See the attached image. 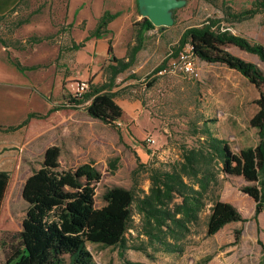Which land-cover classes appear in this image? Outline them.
Instances as JSON below:
<instances>
[{
	"label": "rangeland",
	"instance_id": "374dc122",
	"mask_svg": "<svg viewBox=\"0 0 264 264\" xmlns=\"http://www.w3.org/2000/svg\"><path fill=\"white\" fill-rule=\"evenodd\" d=\"M71 1L23 0L17 11L0 19V39L9 46L0 42V128L21 124L30 112L44 114L59 106L66 96L73 94L71 90L77 83L90 82L87 72L95 70L102 79L99 84L105 82L111 56L96 52L86 55L73 49L72 12L81 0ZM177 1L182 4L170 11L173 23L156 26L146 33L135 65L119 75L118 87L113 90L121 105L126 104V100L141 102L142 111L131 119L139 121L140 135L128 133L124 124H118L120 135L117 129L94 119L96 124L92 129L96 141L90 148L88 163L93 162L102 174V180L95 184L97 208L105 205L104 194L114 187L131 189L138 198L148 195L155 170H169L170 166L181 162L183 150L197 145L206 126L228 140L237 153L259 143L258 131L250 126V120L258 111L259 93L246 78L226 66L199 59L194 61L198 76L172 69L179 40L188 27L200 25L208 18H223L224 2L240 12L251 8L254 0ZM89 2L99 19L107 10L119 13L109 25L112 33L108 37L116 48V53L113 48L115 56L125 50L128 56L137 44L133 24L142 16L143 0H133V15L127 23L122 19L132 0ZM21 21L28 23L19 25ZM90 24L96 27L93 19ZM224 24L234 34L264 45V14L241 23ZM85 26L84 22L81 27ZM231 52L264 71L259 56L239 48ZM13 60L39 68L22 73L12 64ZM163 62H166L163 73H158L156 69ZM125 119L127 117L123 116L121 123ZM58 125L42 130L29 140H26L25 128L13 133L0 129V170L14 176L6 200V216L16 230L22 229L28 207L22 196L24 182L42 167L44 151L55 141L50 133ZM148 136L156 140L152 147L145 143ZM65 142L62 144L63 165L70 169L75 160L69 156L68 141ZM75 143L80 144V140L75 139ZM135 170L138 172L134 173ZM248 185L251 184L242 177L221 176L218 192L222 201L234 205L249 221L228 224L216 235L209 236L207 221L211 205H208L202 209L198 225L186 237L175 240L166 236L169 242L182 248V253L166 252L157 238L146 235L147 224L136 205L125 245L89 244L88 248L96 264L264 263V251L259 244V240L264 243V211L255 221L256 203L242 191ZM155 234L163 238L162 232L157 230ZM10 243L11 236L0 232V264H6Z\"/></svg>",
	"mask_w": 264,
	"mask_h": 264
},
{
	"label": "trees",
	"instance_id": "16d2710c",
	"mask_svg": "<svg viewBox=\"0 0 264 264\" xmlns=\"http://www.w3.org/2000/svg\"><path fill=\"white\" fill-rule=\"evenodd\" d=\"M22 1L0 19L17 11ZM223 13V18H208L200 25L188 27L179 40L175 56L190 46L197 59L226 66L240 73L257 89L258 111L250 120V126L258 131L259 143L237 153L228 140L220 138L206 126L197 145L183 150L181 162L173 164L169 170H155L148 195L138 198L131 189L114 187L105 192V205L101 208L96 207L95 184L102 180V174L94 163L65 170L60 161L61 148L51 146L45 151L42 167L24 183L22 196L28 207L21 230H16L6 216V200L14 176L0 170V232L11 236L6 264H96L88 245H125L134 205L146 221V235L157 238L166 252L182 253V248L169 242L166 236L175 240L186 237L198 225L200 213L208 205H211L207 221L209 236L216 235L228 224L249 221L234 205L221 200L218 192L221 176L242 177L251 184L242 191L255 201L254 220L258 221L264 211V71L234 55L231 50L239 48L255 54L264 63V45L234 34L224 23H241L263 15L264 0H254L251 8L240 12L224 2ZM118 17L119 13L104 11L85 41L108 37L112 33L109 25ZM25 23L28 22L21 21L19 25ZM133 25L137 30V44L130 49L127 58L116 57L112 41H109L111 59L104 83L90 81L89 89L81 97L69 94L63 103L46 113L30 112L21 124L0 129L13 133L25 128L26 140H29L42 130L68 119L90 102L88 115L117 129L121 135L118 124L124 111L116 101L117 92L113 90L118 87L119 75L135 65L146 33L156 28L147 17ZM0 42L9 47L3 40ZM84 46L85 42H74L73 49L79 51ZM12 64L22 73L39 68L24 66L19 60H13ZM165 64L163 62L157 72L164 69ZM157 230L162 232V239L155 234ZM259 244L264 251V243L259 240Z\"/></svg>",
	"mask_w": 264,
	"mask_h": 264
},
{
	"label": "crops",
	"instance_id": "0c3cea01",
	"mask_svg": "<svg viewBox=\"0 0 264 264\" xmlns=\"http://www.w3.org/2000/svg\"><path fill=\"white\" fill-rule=\"evenodd\" d=\"M74 1V0H72ZM71 1V3H72ZM20 0H0V16H5L13 10ZM92 3L89 0H81L80 5L72 12V21H74V28L72 35L75 39L77 44L85 42V46L83 49L79 50L78 52H82L88 55L91 52L99 53L100 55H109V41L111 38L105 37L101 39H90L85 41L86 38L90 35V32L94 30L96 27H91L90 19L95 21V24L98 23V17L93 13L92 10ZM130 10V11H129ZM134 10V3L133 0L131 2L130 7L128 8V13L122 19L123 23H127L128 20L132 18V11ZM144 16H139L138 21L142 20ZM86 23V26L83 28L81 27L83 23ZM113 48L116 53V48L113 44ZM114 52V51H113ZM118 58H127V50L123 53L116 54ZM87 77H90V81L93 84H99L102 79L100 75L96 73L95 70L92 72H87ZM132 84L129 83L128 85ZM90 102H87L85 105L81 106V108L76 111L71 117L67 120L62 122L58 125L55 129H53L50 135L54 138V142L52 141L49 146L45 149V151L53 146L57 145L62 150L61 155V165L62 168L65 166L63 165V149L62 144H66L65 141H68V145L66 149H68L69 156L71 159H74L75 162L72 164V168L79 167L83 164L88 163V158L90 157L91 149L95 145V138L93 135V127L95 126L96 122L92 117H90L87 113V107L89 106ZM119 104V103H118ZM124 111V115L127 119L124 120V123L119 122L120 125H123L127 128L128 133H136V135H140V129L137 127L139 121L131 120L136 113H140L142 110V105L140 101L130 102L126 100V104L121 105L119 104ZM123 118V117H122ZM75 139L80 140V144L75 143ZM44 151V154H45ZM81 159H84L81 161ZM71 169V168H70ZM65 170H68L65 168ZM26 181V180H25ZM25 183V182H24ZM24 186V185H23Z\"/></svg>",
	"mask_w": 264,
	"mask_h": 264
},
{
	"label": "built area",
	"instance_id": "2783aa9c",
	"mask_svg": "<svg viewBox=\"0 0 264 264\" xmlns=\"http://www.w3.org/2000/svg\"><path fill=\"white\" fill-rule=\"evenodd\" d=\"M197 58L194 56L192 53L191 47L186 46V48H183L178 56L177 60L172 59L173 63V70L180 69L181 71H185L193 76H198L197 68L195 67L194 61ZM179 67V68H178ZM163 70V69H162ZM162 70H160L158 73H163ZM90 87V82L89 81H81L77 83V87L72 91L73 96H78L81 97ZM145 143L147 146L152 147L156 144V140L152 136H148L145 139Z\"/></svg>",
	"mask_w": 264,
	"mask_h": 264
},
{
	"label": "water",
	"instance_id": "95a60500",
	"mask_svg": "<svg viewBox=\"0 0 264 264\" xmlns=\"http://www.w3.org/2000/svg\"><path fill=\"white\" fill-rule=\"evenodd\" d=\"M181 4L182 2L177 0H143L142 15L155 26H168L173 23L170 11Z\"/></svg>",
	"mask_w": 264,
	"mask_h": 264
}]
</instances>
